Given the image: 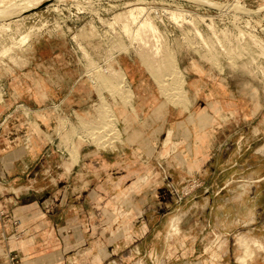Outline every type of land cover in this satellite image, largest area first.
<instances>
[{"label":"crops","instance_id":"0c3cea01","mask_svg":"<svg viewBox=\"0 0 264 264\" xmlns=\"http://www.w3.org/2000/svg\"><path fill=\"white\" fill-rule=\"evenodd\" d=\"M27 52L25 65L0 80V264L215 260L203 233L192 230L198 221L175 215L178 197L187 180L201 181L192 196L222 191L208 181L231 162L236 135L241 156L242 127L252 122L251 131L263 134L251 141L257 154V142L264 143L260 89L191 56L175 61V97L160 89L142 61L122 55L114 67L122 69L130 97L103 92L115 123L103 139L79 123L76 113L94 118L99 96L66 41H32ZM61 115L73 123L62 134ZM250 179L263 180L264 173ZM174 224L180 231L171 235ZM184 229L191 234L179 244ZM243 238L251 254L246 264H264L262 242L245 234L236 237L238 253L224 251L219 261L228 256L224 264H240Z\"/></svg>","mask_w":264,"mask_h":264},{"label":"rangeland","instance_id":"374dc122","mask_svg":"<svg viewBox=\"0 0 264 264\" xmlns=\"http://www.w3.org/2000/svg\"><path fill=\"white\" fill-rule=\"evenodd\" d=\"M10 1L1 0L3 4ZM12 1L16 2L15 7L0 9L2 15L25 11L46 0ZM208 1L227 2L237 7V12L217 10L186 0H54L37 10L1 20L0 80L11 73L13 67L25 65L32 41L65 40L84 73L92 77L99 96L94 118L76 113L81 118L79 123L83 128L98 129L103 139L108 138L106 135H113L111 125L115 127L109 100L103 92L106 90L111 96L114 91L121 92L127 102L130 97L122 69L114 67L122 55L147 65L160 89L172 96L176 95L174 90H179L180 74L175 61L179 64L180 59L191 56L199 62L204 59L224 75L236 72L237 81L242 80L246 85L260 89L264 95V0ZM252 10L260 11L253 13ZM151 24L153 30L156 26L154 32ZM113 80L117 85H113ZM253 124L255 122L242 127L241 145L244 148L241 156L237 153L236 135L232 142L235 154L231 162L220 167L219 179L208 181L213 189L222 191L192 196L191 189L201 187V181H184L185 194L178 197L180 209L176 212L178 214L172 213L180 217L188 213L185 220L198 221L193 232H202L207 242L206 253L215 254V260H210L209 264L231 262L228 256L224 261L218 258L227 250L232 255L238 253V234L259 239L263 246L259 255L264 251V179L257 182L250 179L264 173V143H261L263 139L258 141L257 147L261 148H256L257 154H251L252 138L263 135L251 131ZM68 125H73L69 117L61 115L60 134ZM262 129L264 132V126ZM215 171L217 173L218 168ZM191 204L193 209L187 212L186 207ZM187 230L177 235L179 244L191 234L190 229ZM179 231L174 224L170 232L174 235ZM193 232L192 236H195ZM244 241L245 238L243 253ZM261 262L256 260L253 264Z\"/></svg>","mask_w":264,"mask_h":264},{"label":"water","instance_id":"95a60500","mask_svg":"<svg viewBox=\"0 0 264 264\" xmlns=\"http://www.w3.org/2000/svg\"><path fill=\"white\" fill-rule=\"evenodd\" d=\"M54 0H46L42 3H40L39 5L33 7V8H30V9H26L25 11H22V12H16V13H12L11 15H5V13L2 15L0 13V21L1 20H5V19H9V18H13L15 16H19V15H22V14H26V13H29L31 11H34V10H37L39 8H42L44 7L45 5H47L48 3L52 2ZM188 2H191V3H195V4H201V5H204V6H207V7H210V8H213V9H219V10H222V9H226L227 11H233V12H237V7H233L231 5H229L227 2L226 4H223L222 2H218V1H208V0H186ZM260 10H252L251 12L255 13V12H259Z\"/></svg>","mask_w":264,"mask_h":264},{"label":"bare ground","instance_id":"6f19581e","mask_svg":"<svg viewBox=\"0 0 264 264\" xmlns=\"http://www.w3.org/2000/svg\"><path fill=\"white\" fill-rule=\"evenodd\" d=\"M15 5H16V2L15 1H10L9 3H7V4H3L2 2H1V0H0V9H3V8H9V6H10V8H13V7H15ZM235 6V5H234ZM9 8V9H10ZM182 10V9H181ZM180 11V10H179ZM184 12H185V10H183ZM187 12V11H186ZM182 13V12H181ZM183 14V13H182ZM187 14V13H186ZM185 14V15H186ZM151 26V31H155V29H156V26H155V29L153 30L152 28V24L150 25ZM150 28V27H149ZM247 250V246L245 245V251ZM251 258V254L250 253H248V252H245L242 256H239L238 257V259L241 261L240 263L241 264H246L247 263V261L249 260Z\"/></svg>","mask_w":264,"mask_h":264}]
</instances>
